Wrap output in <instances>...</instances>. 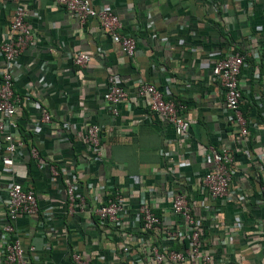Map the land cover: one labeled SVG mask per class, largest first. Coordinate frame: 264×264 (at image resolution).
Listing matches in <instances>:
<instances>
[{
    "label": "crops",
    "instance_id": "0c3cea01",
    "mask_svg": "<svg viewBox=\"0 0 264 264\" xmlns=\"http://www.w3.org/2000/svg\"><path fill=\"white\" fill-rule=\"evenodd\" d=\"M87 1L119 18L122 32L136 40L135 54L124 56L95 19L80 25L53 0L20 1L33 44L12 67L20 100L15 119L24 146L7 169L0 141V229L7 190L16 184L32 189L38 203L37 215L14 222L17 238L35 248L27 252V264H73L72 252L88 264H155L152 249L188 248L184 236L167 235L185 230L171 208L173 195L180 193L202 222L209 264H264V0H254L251 8L245 0ZM13 9V2L0 1V44L9 37ZM79 52L89 56L85 67L71 62ZM240 52L244 138L230 121L223 89L211 72L215 61ZM110 75L126 92L117 116L102 98ZM140 81L184 106L190 125L186 139L137 96ZM42 111L50 115L48 122L40 121ZM90 124L104 130L99 157L82 139ZM32 145L39 151L38 164L28 153ZM221 149L233 152L231 181L227 196L214 199L201 177L212 169L211 150ZM68 182L76 198L72 210ZM114 191L122 195L125 211L118 224H109L95 209ZM142 203L160 219L158 227L143 228Z\"/></svg>",
    "mask_w": 264,
    "mask_h": 264
},
{
    "label": "built area",
    "instance_id": "2783aa9c",
    "mask_svg": "<svg viewBox=\"0 0 264 264\" xmlns=\"http://www.w3.org/2000/svg\"><path fill=\"white\" fill-rule=\"evenodd\" d=\"M0 1L14 3L13 15L9 23V37L0 44V56L3 59V66L0 70V141L4 155L2 163L7 169H10L13 164L12 156L16 150L24 146V141L17 132L18 125L15 119L20 100L13 91L12 67L22 49L33 44V38L26 20L27 12L21 5V0ZM53 1L73 15L80 25H84L90 18L95 19L111 41L119 46L124 56L127 58L134 56L135 38L122 32L119 18L109 9L106 7L96 9L87 0ZM245 1L248 7L253 6L254 0ZM243 61L244 55L229 54L215 61L211 68L212 75L223 89L224 107L229 112V119L235 125L237 134L241 138L247 134V121L240 109L242 92L238 84ZM71 62L77 67H85L89 62V56L81 52L73 53ZM136 94L147 102L150 112L172 126L176 136L183 139L189 136L190 125L182 114L184 106L181 103L165 99L162 92L154 84L148 82L140 81L136 86ZM102 98L106 102L109 112L113 116H117V106L125 100L126 92L115 75L108 76ZM49 120L50 115L46 111H42L40 121L48 122ZM103 131L100 126L90 124L82 134L84 144L96 157L101 155L100 138ZM28 153L34 163L38 164L41 161L39 151L35 146H30ZM210 157L212 169L201 177L202 188L211 198H225L231 181L230 165L233 160V152L231 149L211 150ZM50 172L52 176L58 175L54 167H50ZM260 192L264 201V183L260 187ZM66 194L68 207L72 210L76 198L71 182L66 184ZM79 201L83 204L84 197L79 196ZM171 208L173 213L183 221L185 230L182 233L168 230L167 235L184 236L188 240V248L185 251L167 250L163 253L152 249L151 253L155 264H163L164 260L171 264L186 261L193 264H209L211 257L202 249V222L193 217L186 196L180 193L173 195ZM5 209V219L0 229L1 264H27V252H34L35 248L32 245H23L17 238L14 222L19 216L37 215L38 203L34 191L13 184L7 190ZM124 211L122 195L118 191H114L105 203L96 207L95 214L103 222L118 224ZM138 216L143 228L147 230H152L160 224V219L153 213L148 203H142L139 206ZM70 259L73 264H88L77 252H72Z\"/></svg>",
    "mask_w": 264,
    "mask_h": 264
},
{
    "label": "trees",
    "instance_id": "16d2710c",
    "mask_svg": "<svg viewBox=\"0 0 264 264\" xmlns=\"http://www.w3.org/2000/svg\"><path fill=\"white\" fill-rule=\"evenodd\" d=\"M240 54H242L241 52H240ZM242 114H243V112H242ZM243 116L245 117V115L243 114ZM245 119H246V117H245Z\"/></svg>",
    "mask_w": 264,
    "mask_h": 264
}]
</instances>
